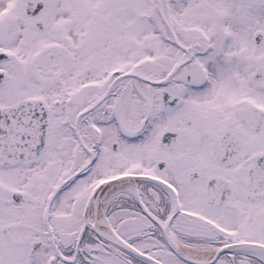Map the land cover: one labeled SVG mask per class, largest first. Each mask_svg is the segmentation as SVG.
I'll list each match as a JSON object with an SVG mask.
<instances>
[{
    "label": "snow or ice",
    "instance_id": "1",
    "mask_svg": "<svg viewBox=\"0 0 264 264\" xmlns=\"http://www.w3.org/2000/svg\"><path fill=\"white\" fill-rule=\"evenodd\" d=\"M0 264H264V0H0Z\"/></svg>",
    "mask_w": 264,
    "mask_h": 264
}]
</instances>
